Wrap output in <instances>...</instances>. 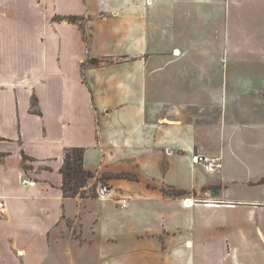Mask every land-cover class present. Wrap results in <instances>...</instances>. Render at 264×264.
I'll use <instances>...</instances> for the list:
<instances>
[{
  "label": "crops",
  "instance_id": "0c3cea01",
  "mask_svg": "<svg viewBox=\"0 0 264 264\" xmlns=\"http://www.w3.org/2000/svg\"><path fill=\"white\" fill-rule=\"evenodd\" d=\"M229 1L0 0V264H264V0L251 40Z\"/></svg>",
  "mask_w": 264,
  "mask_h": 264
},
{
  "label": "trees",
  "instance_id": "16d2710c",
  "mask_svg": "<svg viewBox=\"0 0 264 264\" xmlns=\"http://www.w3.org/2000/svg\"><path fill=\"white\" fill-rule=\"evenodd\" d=\"M59 20H66L68 22L76 23L75 17H62ZM94 62V61H92ZM96 62V61H95ZM92 64H96V63ZM63 176V194L65 197H75L79 195L84 196V193L80 191L83 189L88 181L93 177L90 172L84 170L83 167V149L72 148L66 149L64 153V163L61 169ZM92 196H95L93 192Z\"/></svg>",
  "mask_w": 264,
  "mask_h": 264
},
{
  "label": "rangeland",
  "instance_id": "374dc122",
  "mask_svg": "<svg viewBox=\"0 0 264 264\" xmlns=\"http://www.w3.org/2000/svg\"><path fill=\"white\" fill-rule=\"evenodd\" d=\"M251 2L252 0H230L229 1V7H230L229 31L231 34L232 33L235 34L238 31L243 32V33L245 32L246 34H244V38L250 39L249 32H251L255 28V24L258 23L256 19L252 18ZM236 5H245V6L241 7V6H236ZM230 41H231V38H230ZM248 44L251 45V41ZM97 188L98 187L96 188L94 187L90 189L96 194ZM192 217H193V214H192ZM196 221L199 222L200 220L197 218ZM201 221L204 222L202 218H201Z\"/></svg>",
  "mask_w": 264,
  "mask_h": 264
},
{
  "label": "built area",
  "instance_id": "2783aa9c",
  "mask_svg": "<svg viewBox=\"0 0 264 264\" xmlns=\"http://www.w3.org/2000/svg\"><path fill=\"white\" fill-rule=\"evenodd\" d=\"M192 163L195 165H201L204 167V169L212 173L216 168L219 167V165L216 164L215 159H212L210 157H206L203 155H195L192 157ZM106 188L105 187H98L96 190V196L99 198H104L106 197ZM184 206H189L191 203H188V200H185L183 202ZM118 205L121 209H125L128 205L127 199L126 198H120L118 200Z\"/></svg>",
  "mask_w": 264,
  "mask_h": 264
}]
</instances>
